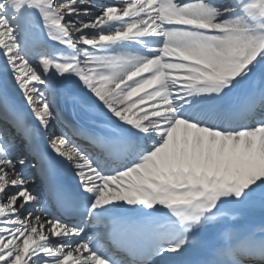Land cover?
Listing matches in <instances>:
<instances>
[{
  "label": "snow or ice",
  "instance_id": "1",
  "mask_svg": "<svg viewBox=\"0 0 264 264\" xmlns=\"http://www.w3.org/2000/svg\"><path fill=\"white\" fill-rule=\"evenodd\" d=\"M0 264H264V0H0Z\"/></svg>",
  "mask_w": 264,
  "mask_h": 264
},
{
  "label": "bare ground",
  "instance_id": "2",
  "mask_svg": "<svg viewBox=\"0 0 264 264\" xmlns=\"http://www.w3.org/2000/svg\"><path fill=\"white\" fill-rule=\"evenodd\" d=\"M117 3H122V0L121 1H118Z\"/></svg>",
  "mask_w": 264,
  "mask_h": 264
}]
</instances>
